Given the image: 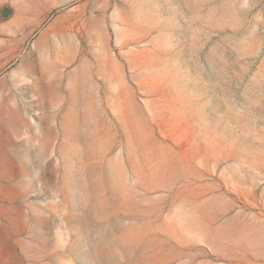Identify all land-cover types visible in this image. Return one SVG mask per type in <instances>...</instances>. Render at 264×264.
I'll use <instances>...</instances> for the list:
<instances>
[{
  "label": "rangeland",
  "instance_id": "1",
  "mask_svg": "<svg viewBox=\"0 0 264 264\" xmlns=\"http://www.w3.org/2000/svg\"><path fill=\"white\" fill-rule=\"evenodd\" d=\"M0 264H264V0H0Z\"/></svg>",
  "mask_w": 264,
  "mask_h": 264
},
{
  "label": "crops",
  "instance_id": "2",
  "mask_svg": "<svg viewBox=\"0 0 264 264\" xmlns=\"http://www.w3.org/2000/svg\"><path fill=\"white\" fill-rule=\"evenodd\" d=\"M159 41L156 38L151 37L149 40L146 41L145 49L147 52L151 53L155 48H158Z\"/></svg>",
  "mask_w": 264,
  "mask_h": 264
}]
</instances>
